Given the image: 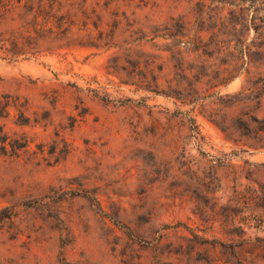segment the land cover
I'll return each instance as SVG.
<instances>
[{"label": "rangeland", "instance_id": "1", "mask_svg": "<svg viewBox=\"0 0 264 264\" xmlns=\"http://www.w3.org/2000/svg\"><path fill=\"white\" fill-rule=\"evenodd\" d=\"M104 7L0 48V264H264V0Z\"/></svg>", "mask_w": 264, "mask_h": 264}, {"label": "trees", "instance_id": "2", "mask_svg": "<svg viewBox=\"0 0 264 264\" xmlns=\"http://www.w3.org/2000/svg\"><path fill=\"white\" fill-rule=\"evenodd\" d=\"M0 0V48L5 55L18 58L25 54L35 52H51L67 49L70 45L63 35L72 28L79 30L75 44L80 47L93 49H120L142 39L137 37L141 32L128 26L122 32L128 34V42L118 40L121 34L119 23H114L110 30L104 34L96 23L100 20V9H110L117 0H91L90 15L86 13V4L89 0ZM130 1V0H127ZM71 10L73 13L71 14ZM116 13V12H115ZM94 17V32L82 34L88 22ZM130 29V30H129ZM127 31V32H126ZM119 42V43H118ZM118 43V44H117ZM130 50V48H127Z\"/></svg>", "mask_w": 264, "mask_h": 264}]
</instances>
